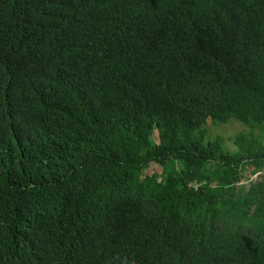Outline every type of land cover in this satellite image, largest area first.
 Listing matches in <instances>:
<instances>
[{
	"label": "trees",
	"instance_id": "trees-1",
	"mask_svg": "<svg viewBox=\"0 0 264 264\" xmlns=\"http://www.w3.org/2000/svg\"><path fill=\"white\" fill-rule=\"evenodd\" d=\"M0 264H264V0H0Z\"/></svg>",
	"mask_w": 264,
	"mask_h": 264
},
{
	"label": "rangeland",
	"instance_id": "rangeland-1",
	"mask_svg": "<svg viewBox=\"0 0 264 264\" xmlns=\"http://www.w3.org/2000/svg\"><path fill=\"white\" fill-rule=\"evenodd\" d=\"M209 132L208 139L215 138L221 136L224 138V145L230 151H234L236 146L234 144V138L236 135L240 134L243 130H245V125L237 120H230L228 123H213L211 120L208 122ZM155 138L159 140V134L156 132ZM239 149V147H238ZM238 149L235 151L237 152ZM234 152V153H235ZM163 171L162 166L159 163L152 162L149 166L146 167L143 174H152L154 172L161 173ZM242 180L241 182L246 186V188L250 185V182L260 177V174L251 171V169L244 170L242 172ZM220 209H225L229 213L232 212L233 206L231 204H227L225 207L219 206Z\"/></svg>",
	"mask_w": 264,
	"mask_h": 264
}]
</instances>
